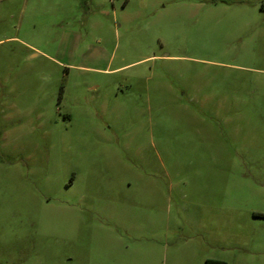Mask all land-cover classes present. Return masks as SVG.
<instances>
[{
	"label": "rangeland",
	"instance_id": "obj_1",
	"mask_svg": "<svg viewBox=\"0 0 264 264\" xmlns=\"http://www.w3.org/2000/svg\"><path fill=\"white\" fill-rule=\"evenodd\" d=\"M264 264V0H0V264Z\"/></svg>",
	"mask_w": 264,
	"mask_h": 264
},
{
	"label": "trees",
	"instance_id": "obj_2",
	"mask_svg": "<svg viewBox=\"0 0 264 264\" xmlns=\"http://www.w3.org/2000/svg\"><path fill=\"white\" fill-rule=\"evenodd\" d=\"M206 264H225L224 262L221 261H215V260H206Z\"/></svg>",
	"mask_w": 264,
	"mask_h": 264
}]
</instances>
